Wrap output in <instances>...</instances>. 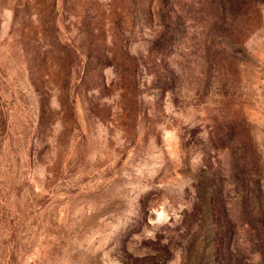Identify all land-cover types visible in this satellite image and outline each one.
Returning a JSON list of instances; mask_svg holds the SVG:
<instances>
[{
	"label": "rangeland",
	"instance_id": "374dc122",
	"mask_svg": "<svg viewBox=\"0 0 264 264\" xmlns=\"http://www.w3.org/2000/svg\"><path fill=\"white\" fill-rule=\"evenodd\" d=\"M262 196L264 0H0V264H257Z\"/></svg>",
	"mask_w": 264,
	"mask_h": 264
},
{
	"label": "trees",
	"instance_id": "16d2710c",
	"mask_svg": "<svg viewBox=\"0 0 264 264\" xmlns=\"http://www.w3.org/2000/svg\"><path fill=\"white\" fill-rule=\"evenodd\" d=\"M202 203H204V205L208 206V212L209 214H211L212 216H214L213 218L216 221H219L221 224H223V226L226 228H228L227 222L230 223L231 221V208L227 207V203L224 199V191L222 190H214L210 193V196L208 199L203 198L200 200ZM247 200H245L244 202H246ZM258 204L252 206V202L251 204H249V201L246 202V208L247 211H249L250 214L252 213H258L261 216V223L264 221V196H262V199H259V201L257 202ZM249 209V210H248ZM207 212V213H208ZM248 216V213H247ZM249 225H255V223L252 221V219L248 220ZM258 225H260V223H258ZM261 226V225H260ZM229 229V228H228ZM252 231L253 232V237L248 240L249 244L252 245L253 241L257 242V253L259 255V262L257 264H264V227H258V228H254ZM230 250V246L228 245L226 247V251ZM228 260V264H235L234 259L232 258V254L230 255V258L227 259ZM227 264V263H226ZM249 264V263H246Z\"/></svg>",
	"mask_w": 264,
	"mask_h": 264
}]
</instances>
